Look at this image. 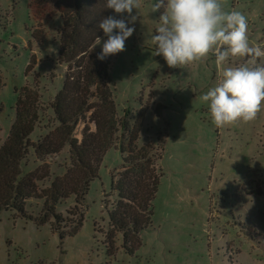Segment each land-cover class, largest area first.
I'll return each instance as SVG.
<instances>
[{"label": "rangeland", "instance_id": "1", "mask_svg": "<svg viewBox=\"0 0 264 264\" xmlns=\"http://www.w3.org/2000/svg\"><path fill=\"white\" fill-rule=\"evenodd\" d=\"M153 2L143 0L134 10L136 30L111 71L119 113L145 110L140 145L164 143L152 227L133 254L122 248L121 236L109 252L112 175L123 159L112 148L85 197L79 232L62 239L52 223L39 226L36 219L3 212L0 264H264V110L254 121L216 128L200 100L219 79L214 57L169 68L150 40L164 11L150 12ZM221 2L225 10L245 14L250 41L264 46V0ZM60 27L57 18L43 31L36 27L28 0H0V147L16 118L17 89L40 81L47 101L61 88L67 68L57 62ZM36 28L45 32L41 42ZM67 149L56 163L66 162ZM75 205L71 197L57 212L67 216ZM42 208L43 202L29 201L26 210L37 218Z\"/></svg>", "mask_w": 264, "mask_h": 264}, {"label": "trees", "instance_id": "2", "mask_svg": "<svg viewBox=\"0 0 264 264\" xmlns=\"http://www.w3.org/2000/svg\"><path fill=\"white\" fill-rule=\"evenodd\" d=\"M28 2L36 27L42 26V31L46 23L55 18L60 21L57 62L67 70L61 88L47 101L40 81L16 90V118L0 147V215L14 212L36 219L39 226L52 223L62 239L77 234L83 226L90 185L99 177L106 154L116 148L123 159L112 175L115 201L109 212L108 248L114 252L121 236L122 248L133 254L140 236L153 225L164 177L159 164L164 143L140 145L145 110L136 116L127 108L121 115L116 103L111 71L119 53L101 61L97 59L101 48L93 49L95 36L106 38L98 26L100 21L113 11L105 9V0ZM42 31H35L38 42L45 37ZM32 66L33 62L26 72ZM1 90L0 81V94ZM36 131L41 134L34 139ZM66 148V162L56 163ZM59 170L64 173L59 175ZM71 197L76 205L68 215L58 213V205ZM29 201L43 202L37 218L28 215Z\"/></svg>", "mask_w": 264, "mask_h": 264}, {"label": "clouds", "instance_id": "3", "mask_svg": "<svg viewBox=\"0 0 264 264\" xmlns=\"http://www.w3.org/2000/svg\"><path fill=\"white\" fill-rule=\"evenodd\" d=\"M142 4L143 0H105V9L114 15L98 25L106 37L102 42L95 36L93 49L101 46L98 60L126 50L139 19L134 10ZM161 8L159 26L150 37L155 55L174 69L214 57L218 82L200 96L212 124L222 128L239 120L254 121L264 110V46L250 41L245 14L225 10L221 0H154L150 12Z\"/></svg>", "mask_w": 264, "mask_h": 264}]
</instances>
